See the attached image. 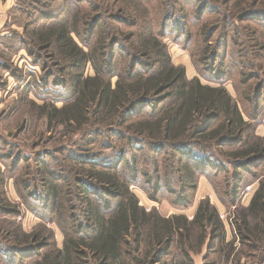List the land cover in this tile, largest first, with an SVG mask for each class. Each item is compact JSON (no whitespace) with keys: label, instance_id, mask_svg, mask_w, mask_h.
I'll list each match as a JSON object with an SVG mask.
<instances>
[{"label":"trees","instance_id":"16d2710c","mask_svg":"<svg viewBox=\"0 0 264 264\" xmlns=\"http://www.w3.org/2000/svg\"><path fill=\"white\" fill-rule=\"evenodd\" d=\"M8 17L0 90L8 73L25 84L39 101L33 114L64 138L56 148L40 132L41 150L26 157L7 140L14 135L0 134V264H194L203 247L204 264H218L206 260L223 250L225 226L208 198L191 218L164 216L130 190L185 209L200 176L235 208L233 264H264V135L255 133L264 125V0H17ZM166 39L216 85L187 78ZM22 50L40 80L11 65ZM56 87L67 90L60 106ZM5 178L42 221L29 232L14 221L20 210ZM256 181L248 204L237 205ZM46 224L58 227L60 245Z\"/></svg>","mask_w":264,"mask_h":264},{"label":"rangeland","instance_id":"374dc122","mask_svg":"<svg viewBox=\"0 0 264 264\" xmlns=\"http://www.w3.org/2000/svg\"><path fill=\"white\" fill-rule=\"evenodd\" d=\"M14 27L18 32L22 31L21 27H18L16 25ZM7 31L9 33V30ZM239 40H242V37H239ZM165 42L167 44L171 62L175 65H183L185 67L187 78H192L193 76H196L199 77L202 83L216 85L214 83L215 81L213 80V73L211 74L207 70V67H196V65L194 66L192 64L189 55L190 51L188 49L182 47V45L179 43H174L172 40L169 39H166ZM29 58L30 56L28 55V53L25 50H22L16 55H14L13 59H11L10 62L13 68L18 70V73H22V75H25V78L30 75V80L33 81L35 80L34 74H36L38 76V79L40 80L43 74L42 70L38 65L32 63L33 61L30 62V59H33ZM233 64L238 65L236 57L234 58ZM233 72L234 73H231L233 74L232 79L237 81L238 72ZM86 73L92 74L91 69L88 68ZM3 77L7 80V89H5V92H2L0 90V134H2L3 136L5 134L14 135L15 138H6L8 141L10 140L11 142H15L18 146H20V153L25 154L26 157H32L36 151L41 150L39 149L41 148V146L33 147L35 144V139H38L37 137L40 132L42 133V137L44 138L47 144H53L54 146H56V148H58L57 146L62 145L58 141H54V139L56 138H58V140L59 138L61 139V137L64 138V136H61V132H58V129H60L61 127L55 126L53 129L48 131L45 129V124H43L44 121H42L43 123H41L37 116L33 114L32 109L34 107H32L30 102L31 100L39 102L34 97L33 92L26 91V87L23 85L19 86L17 83L16 85H14L16 80L9 73L7 76L6 74L3 75ZM50 82H53V80L50 79ZM232 85L233 83L230 80H227L224 83V86H226L228 91L234 97L235 93ZM57 90L60 91H56V96L58 97L57 100L62 101H57L56 105L60 106L61 102H63L64 99L66 100L67 90H64V93L62 89L57 88ZM261 129L264 130V125H259L256 128L255 133L257 135L262 136V134L259 132L261 131ZM47 136H50V139L46 140ZM63 141L64 146L67 145L71 149V151H75L76 148H78L77 145L80 144L78 138H76V140H73L72 142H67V138H65ZM256 183L257 181L254 182V184L247 186L250 188L249 191H246V187L243 192H241L237 205H243L242 200L246 195L247 196L245 198L247 199L248 195L253 193ZM2 187L10 204L19 206L20 214L14 217V221L20 224L24 231L29 232L34 229L40 222H42L38 216H36L32 212L27 211L23 204L20 202L19 197L15 193L12 178H5L4 182L2 183ZM130 190L137 197L139 205L143 206L145 209L156 208L159 213L164 216L173 213H184L187 217H192L199 200L203 198H208L210 203L217 208L219 218L220 216H222V218L220 219L224 223L226 235L222 241L223 250L215 255L209 256L206 261L210 262L216 258L218 260V264H233L234 254L238 250L237 241H233L235 236L233 212L235 208H229L228 206L224 205V203H220L218 196L211 187L210 182L207 178H205L204 176H200L198 178L197 185L194 191L193 202L185 209H178L174 207L166 198H161L163 197L161 195L158 196V200H153L148 195V193L144 191L139 185L131 186ZM46 226L54 232L55 241L58 245H60L61 233L58 227H56L54 224H46ZM1 231L2 230L0 228V233ZM231 242L235 243V250L229 252ZM205 251V247H203L201 253L192 255L194 264H204ZM241 264L248 263L245 262L244 259H241Z\"/></svg>","mask_w":264,"mask_h":264},{"label":"crops","instance_id":"0c3cea01","mask_svg":"<svg viewBox=\"0 0 264 264\" xmlns=\"http://www.w3.org/2000/svg\"><path fill=\"white\" fill-rule=\"evenodd\" d=\"M17 0H0V36H3L5 34H8V28L7 23L9 21V17H8V13L10 11V9H12L15 5H16ZM13 28H15L14 26H12ZM23 86H25V84H23ZM262 136L264 135V130L261 129V131H259ZM252 193L248 195V198L246 199L245 196L244 199L242 200L243 205H247L250 197H251ZM170 215V214H168ZM165 215V216H168ZM189 218H191L190 216H188ZM227 231V230H226ZM226 235V234H225Z\"/></svg>","mask_w":264,"mask_h":264},{"label":"built area","instance_id":"2783aa9c","mask_svg":"<svg viewBox=\"0 0 264 264\" xmlns=\"http://www.w3.org/2000/svg\"><path fill=\"white\" fill-rule=\"evenodd\" d=\"M249 190H250V188H249V187H247V188H246V191H249ZM220 218H222V216H220Z\"/></svg>","mask_w":264,"mask_h":264}]
</instances>
